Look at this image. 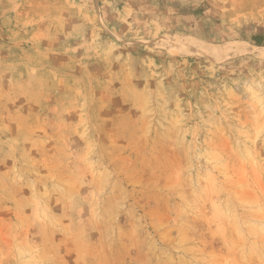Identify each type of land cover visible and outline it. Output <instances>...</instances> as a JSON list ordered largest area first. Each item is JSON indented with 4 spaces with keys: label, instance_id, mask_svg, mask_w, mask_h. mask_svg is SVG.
<instances>
[{
    "label": "rangeland",
    "instance_id": "1",
    "mask_svg": "<svg viewBox=\"0 0 264 264\" xmlns=\"http://www.w3.org/2000/svg\"><path fill=\"white\" fill-rule=\"evenodd\" d=\"M110 1L0 2V264H264V0Z\"/></svg>",
    "mask_w": 264,
    "mask_h": 264
},
{
    "label": "crops",
    "instance_id": "2",
    "mask_svg": "<svg viewBox=\"0 0 264 264\" xmlns=\"http://www.w3.org/2000/svg\"><path fill=\"white\" fill-rule=\"evenodd\" d=\"M5 1L14 5L19 0H0V2ZM111 1L113 3H118V0ZM111 1L108 3V5H111ZM100 3H102V0H100L99 4ZM124 5L125 10L131 9V14L134 18L151 15L152 17H157L160 19V16H166L168 18L172 17V20L178 21V24L181 22V20H187L186 13H183L181 10V0H126ZM103 8L105 9L106 6H103ZM106 9V11H110L108 8ZM122 14L120 13L119 16H123Z\"/></svg>",
    "mask_w": 264,
    "mask_h": 264
},
{
    "label": "bare ground",
    "instance_id": "3",
    "mask_svg": "<svg viewBox=\"0 0 264 264\" xmlns=\"http://www.w3.org/2000/svg\"><path fill=\"white\" fill-rule=\"evenodd\" d=\"M179 39H177L175 37L169 38L166 41H164L162 43V45L173 53H186V54L202 53V54L214 56L211 48L205 43H201V42L194 40L192 38H187V40H185L183 42H181ZM235 52H238V50ZM235 52H233V53H235Z\"/></svg>",
    "mask_w": 264,
    "mask_h": 264
},
{
    "label": "trees",
    "instance_id": "4",
    "mask_svg": "<svg viewBox=\"0 0 264 264\" xmlns=\"http://www.w3.org/2000/svg\"><path fill=\"white\" fill-rule=\"evenodd\" d=\"M252 42H254L256 45H261L264 41V37L262 34H254L251 37Z\"/></svg>",
    "mask_w": 264,
    "mask_h": 264
}]
</instances>
